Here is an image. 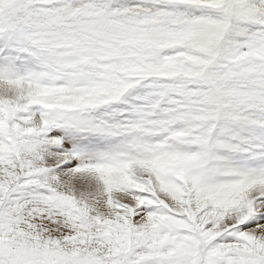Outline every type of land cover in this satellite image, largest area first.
<instances>
[{
    "label": "snow or ice",
    "instance_id": "snow-or-ice-1",
    "mask_svg": "<svg viewBox=\"0 0 264 264\" xmlns=\"http://www.w3.org/2000/svg\"><path fill=\"white\" fill-rule=\"evenodd\" d=\"M0 264H264V0H0Z\"/></svg>",
    "mask_w": 264,
    "mask_h": 264
}]
</instances>
